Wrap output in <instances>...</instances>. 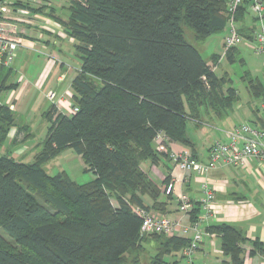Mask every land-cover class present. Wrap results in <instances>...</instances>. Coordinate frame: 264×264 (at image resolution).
<instances>
[{"label":"trees","instance_id":"trees-1","mask_svg":"<svg viewBox=\"0 0 264 264\" xmlns=\"http://www.w3.org/2000/svg\"><path fill=\"white\" fill-rule=\"evenodd\" d=\"M227 2L72 0L65 20L56 18L52 8L34 10L47 11L75 43L80 70L71 82L70 99L77 112L59 113L53 107L44 112L49 126L32 163L0 156V264H124V254L138 250L148 237L162 245L152 264H165L164 255H181L188 238L141 236V219L132 207L165 209L157 201L162 191L140 168L167 156L166 147L161 153L154 149L156 135L191 147L187 121L198 119L204 106L217 113L235 100L231 87L225 95L222 91L230 80L213 71L217 57L206 63L184 36L187 28L200 43L221 33ZM234 51H226L231 63ZM248 79L250 91L261 89ZM14 124L15 113L0 104V147ZM67 149L80 157L93 180L78 184L64 172L50 176L44 171ZM145 196L151 207L144 204ZM199 211L195 203L191 221ZM204 231L220 237L231 264H242L246 238L239 230L221 223Z\"/></svg>","mask_w":264,"mask_h":264},{"label":"crops","instance_id":"crops-1","mask_svg":"<svg viewBox=\"0 0 264 264\" xmlns=\"http://www.w3.org/2000/svg\"><path fill=\"white\" fill-rule=\"evenodd\" d=\"M6 4V11L3 13L4 20L8 22L17 21V37L28 43L23 47H19L17 52H15L16 55L19 52L20 57H23L21 51L24 52L31 50L28 45L31 48H34L40 44L46 45L50 43L49 36L63 38L61 33L50 27L53 22L47 20L45 17L47 11H34L39 8L54 9L56 6H58V8L61 7L62 9L64 2L61 3V0H7ZM67 8L68 6L65 10ZM54 12H56L55 9ZM241 12L242 14L239 21L235 20L237 12L233 16V26L237 32L240 33L241 37L247 41L246 46L249 45L252 49L254 45V33L256 32L257 27L254 25L256 23L255 16L250 11L249 4L242 5ZM229 26L230 23L227 20L226 27L222 33H220V35L223 36L221 41L222 46L223 39L227 35ZM49 28H51V30ZM220 35L218 34V36ZM213 36H217V34L209 36L200 43L202 44V48H205L206 51H213L212 56L217 57L216 65L213 67V71L215 73L222 56L214 54V49L212 50V48H210L214 42L212 39L214 38ZM237 52L238 49L235 47L233 55ZM223 56L226 58L225 52L223 53ZM254 56L261 57L262 64H264V56L256 54ZM14 60L15 56L13 61ZM12 63L8 67L2 68L0 66V88L3 89L2 93H4L2 102L0 103L8 105L9 108L10 104L7 100L10 99L11 91L6 89L5 86L19 82L21 80L18 78L19 81H17V77L19 75L24 76V74H21V72L18 71H16L17 75L15 74L16 72L13 70L14 68ZM19 65L20 64H18V66ZM11 69L13 72L9 75V70ZM253 71H255V74H251L249 72L248 75L253 80L258 81L261 86L259 91L252 92L247 86L245 87L246 91L241 94V92L237 89L231 87L235 91L236 96L229 109L216 113L210 106H204L200 110V116L198 119L188 120L192 122L194 126V129H192V138L187 135L186 130V135L192 145L191 147L183 146L174 142H167L165 144L167 151L166 157H161L155 165H152L149 162H143L140 165L141 170L145 172L148 178L154 182V184H156L161 191L163 190V181L165 178L169 177V179H177L178 182L176 185V192L189 197L193 204L199 203L202 199L200 181L201 179H205L214 190L215 218L207 225H203L202 230H205L206 227L212 224L221 223L229 224L239 230L246 238V241L241 245L242 264H264V164L258 162L256 159L250 158L247 159L245 165L241 167L220 165L205 176L200 177L195 173H189L185 175L182 180L181 174L170 160V153L173 151L178 152L181 150H187L198 161L205 162L207 160L209 147L216 141L226 142L227 133L233 128L245 124L264 131V108L261 107V104L264 101V65L263 68H260L259 66L257 68H253ZM14 74V80L11 81V76ZM34 75H36V73ZM217 77L220 79L224 77L226 80H230L226 75ZM47 78V70H44L42 74L38 73L39 80L35 83V86L39 89L41 87L43 88ZM56 80L61 81L62 76H58ZM18 84L22 85V82L20 81ZM27 84L29 85V88L25 93L31 94L32 88L35 87L34 78L29 80ZM228 84L229 83L226 82V84L222 87L224 95L226 94L227 88L230 87L227 86ZM242 95L244 96L241 100L240 96ZM23 99L24 97L18 105L17 110L19 111L23 108ZM16 113L18 112H15V114ZM14 125L15 126L12 127L4 142L3 146L6 147L5 149H14L15 143L11 145V142L14 140L18 141L20 138L19 135L22 133V131H17L18 128L24 125L25 127L28 126L27 130L30 129L27 119L23 122L21 120H15ZM25 134L29 135L30 133L26 132ZM197 143H199V146ZM8 145L9 147H7ZM12 146L14 147L12 148ZM22 151L23 150L20 151L17 148L13 153L16 152L17 155L20 156L19 154ZM4 154H7V151H5ZM12 154L11 156L14 158V155ZM21 158H23L22 155ZM143 200L145 205L151 207L152 201L148 197H143ZM157 201L164 202L166 204L164 211L158 212L151 208L148 211L149 213L153 215L166 216L168 218H178L181 216V213L177 208V200L175 197L171 196V200L166 201L165 195L162 191V194L159 196ZM183 222L187 223L185 219H183ZM194 255L196 256V262L193 261L194 264H231L230 258L222 254L220 237L216 234L205 232L202 242ZM212 258H214L216 262H213Z\"/></svg>","mask_w":264,"mask_h":264},{"label":"rangeland","instance_id":"rangeland-1","mask_svg":"<svg viewBox=\"0 0 264 264\" xmlns=\"http://www.w3.org/2000/svg\"><path fill=\"white\" fill-rule=\"evenodd\" d=\"M71 1L72 0H61V3L64 2L62 9L60 6V8H58V6H56V8L53 6L56 11L54 12L56 18H60L62 20L67 18L68 14L65 8L71 5ZM45 17L47 20L53 22L52 25L49 24L50 27L61 33L63 38L49 36L50 43L46 45L40 44L34 48H31L28 45L31 50L24 52L20 50L23 57H20L19 52L17 55L15 53V60L12 63L14 68L13 70H15V72H21V74H24V76L19 75L17 77V81L21 79L20 81L22 82V85L18 84L20 83L19 81L15 84L9 85L10 89H8L11 91L10 99L7 100V102L10 104V110L13 112H18L15 114L16 121L21 120L23 122L27 119L28 124L30 125V129L27 130V133L29 132L30 134L26 137L25 135H22L26 132L24 128L25 126L22 125L21 127L23 130H20L22 133L19 135L20 141L18 140V142L14 140L11 142V145L15 143V147L12 146V148L14 147L12 150L9 148L5 149L6 147L3 146V144L0 147V156L4 155L5 151H7V154H12L14 150L18 148L20 151L23 150L19 154L20 156L17 155V151L12 155H14V158L17 161L23 163L33 162V156L38 152L39 144L45 137L46 129L47 126H49V123L45 120V116L43 115L44 112L53 107L59 113L63 112L65 114H69L66 109H71L73 107L71 105L70 99L71 80H73L72 78L75 77V75L80 70V60L77 57L74 49L75 43L65 36L62 27L59 26L60 23H58V20L55 21L53 18L47 15H45ZM254 25L256 27L257 23ZM49 29L51 30V28ZM184 36L187 42L198 50L202 59L206 63L210 64V58L213 51H206L205 48H202V44L197 43L194 40L192 32L187 28H184ZM213 37L214 38L212 39L214 42L210 48H212V50L214 49V54L222 56L221 61L215 71L216 75L219 77L226 75L231 81L227 86L237 89L239 92H241V94L244 93V91H246L245 87L248 86V78L250 77L246 76V73L250 72L251 74H255L253 68H257L258 66L263 68L264 64H262L261 57L254 56L255 54L253 53L251 46H246L247 41L242 38L241 42L236 46L238 52L233 55V62L231 63L223 56V53H226L225 48L221 44L223 36H218L217 34V36ZM23 44L26 45L28 43L23 41ZM18 64L20 65L18 66ZM1 67L3 68V66ZM44 70L48 71V78L44 87L39 89L37 86H35V83L39 80L38 73L42 74ZM12 72V69L9 70V75H11ZM35 73L36 75H34ZM15 74L17 75V72ZM15 74L11 76V81L14 80ZM58 76H62L61 81L56 80ZM32 78H34L35 87L32 88L31 94H27L25 93L29 88L27 82H29V80ZM52 93L55 96L54 99L50 98ZM3 96L4 93L1 91L0 102H2ZM243 96L244 95L240 96L241 100ZM23 97V108L19 111L17 108ZM192 129H194L193 123L188 121L186 123V130L187 135L190 138L193 136ZM24 137L26 140H22ZM197 145L199 146V143H197ZM7 147H9V145ZM21 155L23 158H21ZM43 169L50 176L64 172L71 180L78 184H84L94 179V175L90 171L86 170V167L80 157L70 149L63 151L60 155L48 161L43 166ZM111 201L115 204V198L113 196L111 197ZM160 246H162L160 240H155L152 237H148L141 243V247L138 250L131 252L129 251L124 254V264H152V260L160 250ZM195 258L196 256L193 255L192 260L194 262H196ZM162 261L165 262V264H187L185 258H182L178 253L164 255L162 257ZM212 261L216 262L214 258H212Z\"/></svg>","mask_w":264,"mask_h":264},{"label":"built area","instance_id":"built-area-1","mask_svg":"<svg viewBox=\"0 0 264 264\" xmlns=\"http://www.w3.org/2000/svg\"><path fill=\"white\" fill-rule=\"evenodd\" d=\"M7 0H0V66L8 67L19 47H23V41L17 37L18 23L5 21L3 13L6 11ZM249 4L250 11L254 14L257 30L254 33L253 53L264 56V1L263 0H228L226 15L230 23L227 35L223 39V47L228 49L236 47L242 40L240 34L233 26V16L239 7ZM51 99L55 96L52 93ZM1 104V103H0ZM264 108V101L261 104ZM69 114L77 112L75 107L66 109ZM168 139L163 133H158L153 140L154 149L161 153L165 149ZM256 159L264 164V131L249 125H239L227 133V141L214 142L208 149L207 160L200 162L194 158L189 151L181 150L170 153V160L182 176L189 173L205 176L220 165L241 167L247 159ZM178 180L170 178L163 186L165 196H173L178 203V211L181 216L168 218L161 215H153L142 209L132 207L133 211L140 217L141 225L139 233L145 237L148 235H161L164 237H184L189 239V244L181 250V257L185 258L187 264H194L192 257L198 249L205 231L203 225H207L215 218L214 190L205 179L200 181L202 199L199 202V214L194 221L190 220V212L194 204L189 197L176 192ZM183 219L187 223L183 222Z\"/></svg>","mask_w":264,"mask_h":264}]
</instances>
